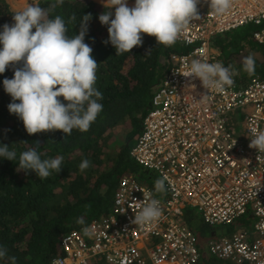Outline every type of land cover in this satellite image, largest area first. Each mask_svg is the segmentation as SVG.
I'll return each mask as SVG.
<instances>
[{"label": "built area", "instance_id": "built-area-1", "mask_svg": "<svg viewBox=\"0 0 264 264\" xmlns=\"http://www.w3.org/2000/svg\"><path fill=\"white\" fill-rule=\"evenodd\" d=\"M197 8L200 19L176 41L189 50L168 59L130 154L145 177L119 178L111 211L87 226L92 235L74 230L61 238L62 264H202L204 253L208 262L264 264V153L249 148L251 129L264 130V77L236 75L217 91L187 76L192 59L230 65L213 44L217 36L252 27L251 41L264 49V0H232L223 15L208 0ZM165 177L166 191L156 192ZM145 195L160 201L162 215L142 226L133 220ZM186 211L209 238L187 226ZM225 228L231 231L217 237Z\"/></svg>", "mask_w": 264, "mask_h": 264}, {"label": "trees", "instance_id": "trees-1", "mask_svg": "<svg viewBox=\"0 0 264 264\" xmlns=\"http://www.w3.org/2000/svg\"><path fill=\"white\" fill-rule=\"evenodd\" d=\"M25 1L18 0L15 4L23 5ZM132 1L135 0H127ZM36 4L46 10L55 4L49 18L61 16L70 38L79 34L83 15L91 14L84 42L93 49L91 55L98 63L95 87L103 95L98 100L103 110L86 132L73 129L70 135L61 130L29 135L22 120L9 112L12 97L3 86V80L13 78L14 67H21L22 62L10 65L0 74V144L8 145L17 154L14 161L0 157V245L7 248L9 256L16 257V264H51L53 259L62 257L60 245L65 234L82 230L111 211L119 178L127 173L145 177L131 158L132 148L141 134L152 97L168 71V59L172 54L189 50L176 42L171 46L157 44L154 36L142 34V45L117 55L111 43H104L108 40V25L99 21V15L110 10L107 6L87 0H63L62 3L39 0ZM112 11L114 14L115 9ZM13 13L0 0V32L5 23H14ZM73 16L75 19H70ZM242 30L246 31L242 37L236 34L227 42L217 37L219 40L213 43L223 53L227 49L231 54L237 52L239 43H251L249 37L254 28ZM257 53L254 74L239 66L242 68L238 75L243 80L257 75L264 77V49L259 46ZM58 99L67 103L63 97ZM29 148L42 160L62 156L60 172L52 170L48 178L41 179L32 170L19 169V155ZM85 159L90 161V167L81 171L79 164ZM77 218H83L84 225L78 224ZM185 219L194 232L204 236L209 231L194 212L186 211ZM197 223L201 224L198 228ZM228 229L230 232L231 228ZM204 255L202 264H222L218 260L208 262L211 258L208 259L207 253ZM0 264H10V261L5 258ZM92 264L106 263L99 260Z\"/></svg>", "mask_w": 264, "mask_h": 264}, {"label": "clouds", "instance_id": "clouds-1", "mask_svg": "<svg viewBox=\"0 0 264 264\" xmlns=\"http://www.w3.org/2000/svg\"><path fill=\"white\" fill-rule=\"evenodd\" d=\"M62 2L57 0V3ZM208 2L216 15H223L230 9L232 0ZM198 3L199 0H135L131 6L127 0H104V7L110 9L99 15L101 24L108 25V40L104 43H111L117 55L142 45V34L154 36L157 44L171 46L192 21L200 19ZM55 6L52 4L46 10L38 4H29L14 12V23H5L0 32V74L10 65L22 62L21 67H14L13 78L3 80L5 92L12 97L8 110L22 120L29 135L55 130L70 135L73 129L86 132L103 110V105L98 102L103 95L95 87L98 63L91 55L93 49L84 42L91 14L83 15L79 34L70 38L61 16L49 18ZM217 37L214 40H219ZM242 67L248 74H254V57H245ZM238 74L231 65L226 67L220 62L209 63L206 59L196 58L191 60L187 76L198 78L205 89L223 91L234 83L233 77ZM251 131L253 138L249 148L264 153V130L253 128ZM0 157L14 161L17 154L9 150L8 145L0 144ZM62 160V156L42 160L34 149L29 148L20 153L18 167L32 170L39 178L45 179L52 170L60 172ZM89 167L87 159L79 164L81 171ZM166 179L155 181L156 192L166 191ZM143 197L147 202L137 204L139 211L133 220L134 224L142 226L151 224L162 215L159 200L150 195ZM76 222L84 225L83 218H77ZM82 231L85 235L93 234V229L87 226ZM5 258L10 264H16V257L9 256L7 248L0 245V260ZM52 264H62V261L57 258Z\"/></svg>", "mask_w": 264, "mask_h": 264}, {"label": "rangeland", "instance_id": "rangeland-1", "mask_svg": "<svg viewBox=\"0 0 264 264\" xmlns=\"http://www.w3.org/2000/svg\"><path fill=\"white\" fill-rule=\"evenodd\" d=\"M4 1L9 5L11 11L16 12V11L26 7L29 4H36L39 0H26L23 5H16L15 2L18 1V0H4ZM89 1H93L95 3L104 5V1L103 0H89ZM134 2L135 1L130 2L131 6L134 5ZM238 31L239 32H237V33H234L235 31L227 33V34H225V36H219V38H220V40H224V42H227L232 36H234L236 34H239V36L242 37V36H244V34L246 32V31H244L242 29H240ZM251 43H253V42L251 41ZM251 43H247V42L243 41V42L239 43V48L237 47L238 48L237 52H232V54L230 56H228L229 52H228V49H227L225 51L224 55H225V57L227 59H230L231 62H234L235 64H238V65H242L244 58L249 56V50L248 49L251 47ZM254 45L257 47L256 44H254ZM258 54L259 53H256V57L258 56ZM253 57H255V55H253ZM200 225L201 224L198 225V223H197V224H195V227L198 228ZM228 230L229 229H227V228H225L224 230H221L220 233L217 234V237L226 234L228 232ZM210 236H211L210 232L208 231V232H205V235L203 237L204 238H209ZM95 260L99 261V259H95Z\"/></svg>", "mask_w": 264, "mask_h": 264}, {"label": "flooded vegetation", "instance_id": "flooded-vegetation-1", "mask_svg": "<svg viewBox=\"0 0 264 264\" xmlns=\"http://www.w3.org/2000/svg\"><path fill=\"white\" fill-rule=\"evenodd\" d=\"M246 28V27H245ZM249 40H250V42H251V39H250V37H249ZM254 43V42H253ZM255 44V43H254ZM253 44V48L252 47H250L248 50H249V55H255V59H256V53L258 52V47L256 48V46ZM257 45V44H256ZM258 46V45H257ZM231 55V53H229L228 54V56H230ZM227 59V58H226ZM228 60V59H227ZM229 61H230V59H229ZM230 65L234 68V69H236L237 71H240L241 70V68L242 67H239V66H243V64L242 65H238V64H235L234 62H231L230 61Z\"/></svg>", "mask_w": 264, "mask_h": 264}, {"label": "crops", "instance_id": "crops-1", "mask_svg": "<svg viewBox=\"0 0 264 264\" xmlns=\"http://www.w3.org/2000/svg\"><path fill=\"white\" fill-rule=\"evenodd\" d=\"M127 3H129V2H127Z\"/></svg>", "mask_w": 264, "mask_h": 264}, {"label": "water", "instance_id": "water-1", "mask_svg": "<svg viewBox=\"0 0 264 264\" xmlns=\"http://www.w3.org/2000/svg\"><path fill=\"white\" fill-rule=\"evenodd\" d=\"M87 1H89V0H87Z\"/></svg>", "mask_w": 264, "mask_h": 264}]
</instances>
